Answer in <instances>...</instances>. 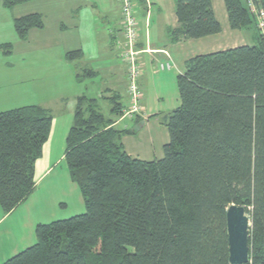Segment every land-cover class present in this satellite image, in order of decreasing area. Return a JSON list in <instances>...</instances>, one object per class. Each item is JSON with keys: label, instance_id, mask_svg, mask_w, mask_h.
<instances>
[{"label": "trees", "instance_id": "1", "mask_svg": "<svg viewBox=\"0 0 264 264\" xmlns=\"http://www.w3.org/2000/svg\"><path fill=\"white\" fill-rule=\"evenodd\" d=\"M225 4L232 29L257 28L246 0ZM176 14L174 39L222 31L212 0H176ZM43 27L39 13L15 20L21 39ZM177 80L181 104L166 117L164 156L153 160L126 151L122 137L133 130L113 125L123 114L116 98L111 117L98 99H77L65 157L86 211L38 224L37 242L1 264H231L226 212L232 204L245 206L251 218L247 264H264V40L259 34L254 45L193 56ZM52 120L37 105L0 112L4 212L34 191Z\"/></svg>", "mask_w": 264, "mask_h": 264}, {"label": "crops", "instance_id": "2", "mask_svg": "<svg viewBox=\"0 0 264 264\" xmlns=\"http://www.w3.org/2000/svg\"><path fill=\"white\" fill-rule=\"evenodd\" d=\"M134 1L142 50L143 111L134 118L121 115L113 125L133 130L122 137L129 155L153 160L164 156L162 150L167 141L160 137L161 142L157 141L159 135H153L152 129L167 128L166 117L181 104L179 88L175 92V87L178 75L186 69V61L199 54L254 45L259 34L255 26L232 29L225 0H212L222 31L200 39L177 40L171 35V30L180 25L176 0ZM34 13L44 17V27L32 28L27 38L21 39L15 20ZM216 37L223 40L216 41ZM122 38L120 0H30L13 7L5 6L4 0H0V112L37 105L53 117L43 155L36 162L35 190L8 213L0 206V221L14 215L10 226L22 233L26 226L32 230L43 221L39 218L45 215L46 197L37 190L38 182L49 171L43 159L56 137L66 140L80 96L98 99L100 107L107 104L109 114L103 112L107 117L112 116V98L123 109L128 107L126 66L117 50V42ZM211 42L213 45L208 44ZM8 46L11 47L6 49ZM205 46L215 49L205 51ZM70 52L79 54L69 59ZM85 69L92 70L94 76H84ZM134 126L139 127L137 131ZM156 143L161 148L159 153ZM15 243L0 240V264L20 252L22 245Z\"/></svg>", "mask_w": 264, "mask_h": 264}, {"label": "rangeland", "instance_id": "3", "mask_svg": "<svg viewBox=\"0 0 264 264\" xmlns=\"http://www.w3.org/2000/svg\"><path fill=\"white\" fill-rule=\"evenodd\" d=\"M214 39L216 41L219 40L218 37ZM222 40L223 37H221L219 41ZM212 42L208 44L213 45ZM208 47L209 46H205V48H207L205 51L208 49H215ZM177 84L175 87V92L176 88L178 90ZM108 107L109 106L107 104H102L101 107L102 111L106 115L109 114ZM152 131L153 135H159L158 139H156L157 141L161 142L160 138H164L167 143L169 142L170 136L166 127H164V129H156L154 127ZM55 139L56 140L52 145V149L47 151L45 158L43 159V161L45 160L44 165L46 169H49V171L42 178V180L38 182L37 187V190L44 193L46 197L45 215L39 218L43 220L41 223H50L58 219L69 218L86 211L83 195L78 184L75 183L71 178L70 169L65 157L67 146L66 140L60 136L56 137ZM155 149L157 153H159L161 150V148L157 146V143L155 144ZM163 155L164 149L162 150V156ZM37 190L36 192H38ZM13 217L14 215L9 218L6 217L0 221V240L5 243L7 242V244H13L14 242H16L15 244L20 243L19 245L22 246H20L21 248H19V251H21L29 245L37 242L36 227L40 223L34 225L32 230L31 226H26V229L23 231L24 233H22L17 230L15 226H10L12 224L11 221Z\"/></svg>", "mask_w": 264, "mask_h": 264}, {"label": "built area", "instance_id": "4", "mask_svg": "<svg viewBox=\"0 0 264 264\" xmlns=\"http://www.w3.org/2000/svg\"><path fill=\"white\" fill-rule=\"evenodd\" d=\"M122 17V39L117 42L118 55L126 66L129 91L128 107L123 109L122 116L134 118L139 116L143 107L140 89L141 48L139 47L140 26L134 0H120ZM249 11L253 14L260 36L264 40V7L261 0H246Z\"/></svg>", "mask_w": 264, "mask_h": 264}, {"label": "water", "instance_id": "5", "mask_svg": "<svg viewBox=\"0 0 264 264\" xmlns=\"http://www.w3.org/2000/svg\"><path fill=\"white\" fill-rule=\"evenodd\" d=\"M226 223L230 263L247 264L250 261L249 232L252 223L245 206L232 204L226 212Z\"/></svg>", "mask_w": 264, "mask_h": 264}]
</instances>
